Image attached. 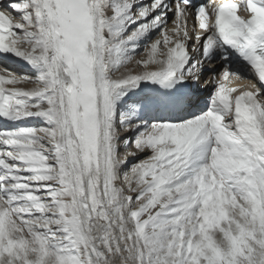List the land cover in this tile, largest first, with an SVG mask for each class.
I'll return each instance as SVG.
<instances>
[{"label": "snow or ice", "instance_id": "6c2138e0", "mask_svg": "<svg viewBox=\"0 0 264 264\" xmlns=\"http://www.w3.org/2000/svg\"><path fill=\"white\" fill-rule=\"evenodd\" d=\"M7 7L0 264H264V0Z\"/></svg>", "mask_w": 264, "mask_h": 264}, {"label": "bare ground", "instance_id": "6f19581e", "mask_svg": "<svg viewBox=\"0 0 264 264\" xmlns=\"http://www.w3.org/2000/svg\"><path fill=\"white\" fill-rule=\"evenodd\" d=\"M10 2H14V0H0V6L4 7L5 9L9 10L10 12H12L13 15H14V18L18 20V19L20 18L19 14L16 13V12H14L11 8L7 7V5H8ZM143 2L147 3L148 0H143ZM172 26H173V25H172L171 23H169V27H172ZM143 55H144V53L141 52V53L137 56V59H139L140 56H143ZM10 59H11V58H8V59L2 58V59H1V62H2V64H3L5 67H9L10 69H16V70H17L18 67H15V65L13 64V62H10ZM220 63H221V62H217V65H216V66L219 67V66H220ZM129 67L135 69V68H136V66H135V62L133 61V63H132L131 65H129ZM18 69H19L21 75L24 74V73L27 71V69H23V68H18ZM136 70H138V69H136ZM221 71H222V68H221ZM210 75H211V74H210ZM248 79H249V78H248ZM240 83H247V80H244V81H242V82H240ZM28 86H31V85H28ZM197 96H198V99L200 98V100H201L199 103L202 104V102H203V101L206 99V97H207V92H206V91L198 92V93H197Z\"/></svg>", "mask_w": 264, "mask_h": 264}]
</instances>
